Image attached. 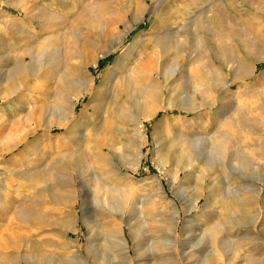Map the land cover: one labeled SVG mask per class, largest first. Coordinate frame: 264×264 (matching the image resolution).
<instances>
[{
    "label": "rangeland",
    "instance_id": "obj_1",
    "mask_svg": "<svg viewBox=\"0 0 264 264\" xmlns=\"http://www.w3.org/2000/svg\"><path fill=\"white\" fill-rule=\"evenodd\" d=\"M161 1L154 12L157 0H0V94L20 58L27 54L29 63L28 53L45 46L35 56L29 89L0 99V228L33 226L32 243L1 254L0 264H264V0ZM136 36L143 39L140 53L132 44ZM73 66L78 73H71ZM150 68L160 72L157 102L147 103L155 116L143 121L147 110L135 115L137 98L124 93L109 111L105 89L123 76L139 85ZM69 111L67 125L58 127L60 114ZM28 112L42 128L22 141L36 126L9 131ZM80 126L81 149L96 156L106 145L114 166L100 158L86 173L69 158ZM222 137L226 168L210 172L203 158ZM13 141L22 142L2 154ZM215 172L226 179L224 188L251 190L254 203L240 214L244 223L228 218L229 203L222 208ZM123 201L121 213L108 210ZM168 203L179 211L175 229ZM109 217L119 235L97 231ZM218 223L225 243H212ZM135 224L144 234L138 242L129 229ZM154 227L164 230L161 242L150 235ZM119 241L129 245L128 256Z\"/></svg>",
    "mask_w": 264,
    "mask_h": 264
},
{
    "label": "bare ground",
    "instance_id": "obj_2",
    "mask_svg": "<svg viewBox=\"0 0 264 264\" xmlns=\"http://www.w3.org/2000/svg\"><path fill=\"white\" fill-rule=\"evenodd\" d=\"M162 3L161 0H157V5L156 7L153 9L154 12L156 11L157 7L160 6ZM146 8V7H145ZM149 8V7H147ZM147 11V10H146ZM153 12V13H154ZM143 19V18H142ZM131 30V27L129 29V31ZM138 37H140L138 35ZM136 38V39H135ZM135 41L132 43L134 44L136 42L135 45V48L136 50L140 53V51H143L142 48H143V39H138L137 36L135 37ZM78 44V43H77ZM164 44V43H163ZM122 45V41L117 45L113 46L114 48H119L120 46ZM44 46V45H42ZM134 47V46H132ZM131 47V49H132ZM76 49V48H75ZM78 49V47H77ZM134 49V48H133ZM79 50V49H78ZM45 51V46L42 47V48H39L37 53L35 51H32V52H29L28 55L30 56V60L31 62L27 63V54L26 56H23L22 58H20V60L18 61L17 65L10 71L8 72V75H7V79L3 82H5L6 86H7V91H6V94L3 95V94H0V99L1 98H4V97H9V95L12 96V94H16L20 91H27L29 88H27L26 86V83L28 82L29 79L32 78V76L35 77L36 75V68H37V60L35 58V56H38L41 55L43 52ZM147 52V50H146ZM144 53V52H142ZM155 63V62H154ZM96 66V64H94V67ZM147 66V64H146ZM202 67V66H200ZM203 68V67H202ZM78 67H75L73 66L72 67V72L71 73H78ZM151 69V68H150ZM176 71H177V66L175 65H172L168 68V72H169V76L173 78V76L176 74ZM189 73V72H188ZM154 75L157 77L155 78ZM190 75V74H189ZM123 76V75H122ZM159 77H160V72L157 70V69H154L152 68L151 69V75L148 79H146L144 82L142 83H138L139 85H133L131 83V81H129L128 79V76H123L122 78L120 77V81L118 84H115V85H112L109 87V85L107 87H103V89L106 90V92L103 94L104 98H105V101L107 100V102L109 103V111L110 110H113L117 101H118V98L122 95L124 96H129L131 97V95L133 96H136V101L134 104H132V111L135 113H140L142 112V110L144 109V112H146L147 110V113L143 116V121H146V120H149L153 117V115L155 116L154 114V108L151 109V107H148L147 103L149 104L151 101L155 103V101L158 99V96L156 95V88L159 87V83H160V80H159ZM175 77V76H174ZM1 78V77H0ZM4 78V77H3ZM73 82V81H72ZM79 82V81H78ZM104 83V82H103ZM135 83V82H134ZM80 84V83H79ZM76 87L78 84H75ZM83 85V84H81ZM111 85V84H110ZM102 86V85H101ZM101 86H99L101 88ZM103 86H105L103 84ZM74 87V86H73ZM98 87V88H99ZM86 88V87H85ZM102 89V88H101ZM97 90V89H96ZM209 92V91H208ZM94 93L98 94L99 91L95 92ZM80 94V92H79ZM127 97V98H129ZM125 97V100L127 99ZM134 98V97H133ZM80 99V97H77L75 98V102H78ZM132 99V98H131ZM130 99V100H131ZM203 99V98H202ZM134 101V99H132ZM192 100V99H191ZM128 101V100H126ZM129 102V101H128ZM157 102V101H156ZM187 103V102H186ZM131 105V103H129ZM153 105V104H151ZM150 106V105H149ZM189 106V105H187ZM154 107V106H153ZM142 108V110L140 111V109ZM192 108V107H191ZM189 109V110H192V109ZM45 110V109H44ZM131 110H129L131 112ZM59 111V110H58ZM63 111V110H62ZM61 111V112H62ZM53 112V111H52ZM51 112V113H52ZM60 112V113H61ZM66 112V111H65ZM156 112V110H155ZM41 113V112H40ZM49 113V112H48ZM58 113V112H57ZM129 113V112H128ZM59 114V113H58ZM83 115V112L81 113ZM133 114V113H132ZM131 114V115H132ZM34 113H30L28 112L23 118L21 116V120L17 121L16 123L14 122L13 125V128L10 129V133H16L18 132V130L21 128L22 130V127H30V125H34L36 126V129L35 130H29L27 131L24 136L22 137V141L27 139L31 134H33L38 128H42L41 125L37 124L39 122L36 123V120H35V117H34ZM60 119L62 118V124H59L58 127L62 128V127H65L67 125V121L73 116V111L72 112H67V113H61L60 114ZM98 115V114H97ZM136 115V114H135ZM138 115V114H137ZM141 115V114H140ZM47 117H49L50 119V116L46 115ZM59 116V115H58ZM133 116V115H132ZM46 117V118H47ZM81 117V116H80ZM104 117V116H103ZM140 118V117H139ZM142 118V117H141ZM19 119V118H18ZM48 119V118H47ZM48 119V120H49ZM47 121V120H46ZM45 121V122H46ZM141 121V119H140ZM7 121L4 120L2 124L6 123ZM50 122V121H48ZM47 122V123H48ZM59 123V122H57ZM46 124V123H45ZM52 124V123H51ZM83 125V124H82ZM247 126V125H246ZM12 127V126H11ZM26 127V128H27ZM45 129L47 130H51L52 129V126L49 125V124H46L45 126ZM25 128V129H26ZM82 128L83 127H78L77 131L78 134L75 135V137L73 138V141L71 143H69L71 145V155L69 156L70 159H75L79 162V164L83 165V172H86V169H90L91 168V163H95L98 159H102L103 158H106V162L109 161L108 163H106V167H108L110 169V166H114L115 163H114V160H113V157H109V155L106 153V149L105 148H108L106 145L101 146L102 148L98 151V153L96 154V156H90L89 153L83 149H81V144L83 143V133H82ZM31 129V127L29 128ZM250 129V127L248 126L247 127V130ZM24 131V130H23ZM20 132V130H19ZM248 132L250 133V131L248 130ZM103 133V132H102ZM16 135V134H15ZM14 136V135H13ZM19 136V135H17ZM21 137V136H20ZM30 139V138H29ZM49 139V138H48ZM17 140V139H16ZM45 140V139H44ZM70 140V139H69ZM72 140V139H71ZM21 141V142H22ZM20 141H13L11 144L7 145L3 151H2V154H5L8 153V152H11L13 151L14 149H16L20 144H21ZM198 145V144H197ZM213 147L211 146V148L213 149L212 152L209 154V156L207 155L206 158H203L205 159V165L208 167V170L211 172V169H213L212 167L213 166H220L221 168L222 167H225L226 168V155L227 152H228V146H227V142H226V139H224L223 137L220 138V139H215L213 140ZM31 147V146H29ZM35 147V146H34ZM200 147V146H199ZM21 148V147H20ZM32 148V147H31ZM36 148V147H35ZM110 148V147H109ZM24 149V148H23ZM26 149H29V148H26ZM25 150V149H24ZM29 150H32V149H29ZM34 150V149H33ZM32 150V151H33ZM202 150V149H201ZM200 149H198V146H194V152L197 153V151H199L200 153L202 152ZM1 153V152H0ZM31 153V152H30ZM32 154V153H31ZM110 154V153H109ZM187 154V153H186ZM189 155V154H188ZM192 155V154H191ZM201 155V154H200ZM68 156V155H67ZM229 156V155H228ZM196 157H199L198 155ZM201 157V156H200ZM193 158V157H192ZM201 159V158H200ZM140 162V159H138V163ZM30 163V162H29ZM29 163H27L29 165ZM103 163V162H102ZM232 163V162H231ZM33 164V163H32ZM205 166V167H206ZM233 167V166H232ZM234 169H236V167H233ZM230 169V168H229ZM91 170V169H90ZM93 170V169H92ZM95 170V169H94ZM89 171V170H88ZM93 172H96V171H93ZM92 172V174H93ZM166 176V175H165ZM222 176V175H221ZM93 182L96 184L98 182V178L96 176V174H93ZM100 181H103L101 180V178L99 179ZM213 180H214V188H216V190L220 191L221 193V206L223 209H226V206L227 203H229L231 206V212L229 213L228 215V218H231L232 220H234L237 224H241V223H244L245 219L243 216H241L240 214L243 215L244 211L246 210L247 207H249V205L253 204L254 200V196L251 195V196H247L249 194L247 193H252L251 190L249 189H243V188H238V190H231V188L228 186L226 188H224V186L226 185V179H222V177L219 176V174L217 172H215L213 174ZM152 183H154L156 185V187L158 188V191L160 193V195H163V189H162V186L160 185V182L157 180V178H154L152 180ZM98 185V184H97ZM104 185V184H103ZM106 187V186H105ZM111 187V186H110ZM113 187V186H112ZM249 188V187H248ZM115 190V189H114ZM120 189H118L117 191H119ZM115 190V192H117ZM122 191V190H121ZM218 191V192H219ZM111 192V191H110ZM120 192V191H119ZM123 192V191H122ZM182 192L184 193V190H182ZM121 193V192H120ZM182 193V194H183ZM119 194V193H117ZM218 196V195H217ZM185 197V196H184ZM220 198V197H219ZM124 199V198H123ZM199 201L200 200H195V201H192L190 203H188V208H189V211H194V209L198 206L199 204ZM51 204H53L54 202L53 201H50ZM186 202V201H185ZM57 203V202H56ZM106 203V202H105ZM107 204V203H106ZM49 205L50 204H47L48 207H45L44 209H49ZM112 204H110V207H108V210L110 212H114L115 214H119L121 213L125 206H124V201L121 202V203H116L115 205L111 206ZM171 213H172V219H171V228L172 229H175L176 227V224H177V219H176V216H178V208L171 204V203H168L167 204ZM51 207V206H50ZM246 212V211H245ZM23 214V213H22ZM232 215H235L234 217ZM115 216V215H114ZM118 216V215H117ZM122 216V214H121ZM258 216V214H255L254 217L252 218V221H254L256 219V217ZM28 217V216H27ZM32 219V218H31ZM44 220H48L47 218H43ZM108 219H111V217H109ZM12 221V220H11ZM33 221V220H32ZM31 221V222H32ZM154 221L156 222V220H153V223ZM46 223V222H45ZM12 224V223H11ZM34 224V222H33ZM14 225V224H13ZM49 224H46V226H48ZM251 225V224H250ZM38 226V224H37ZM45 226V225H44ZM3 227V226H2ZM97 227V226H96ZM236 228L238 226H235ZM14 231L13 232L12 230H10L9 228H4L3 230L0 228V257H1V254H4V256L9 253V252H13V251H16L17 249H19V246L22 245V244H25V243H32L30 241V234L33 232V226L29 224V222H26L25 224H18L16 223L14 227ZM97 231L99 233H102L104 232L107 233V232H110V231H114V233H116L117 235H119V229L117 228V225L115 224V222H113V220H108L106 221L105 223H103L102 225L98 226L97 228ZM130 229V233H131V236H132V239L135 241V242H138L142 239L143 237V232L141 230V225L138 224V226L135 224L131 227H129ZM214 236H213V241L212 243H225L224 240H225V235H224V230L223 228L221 227V225H216V227H214ZM163 231L160 227H154L151 229V237H154V240H158L159 239V242H161V240H163V237H161L159 234H163ZM111 234V233H110ZM172 234H173V231H172ZM102 235V234H100ZM104 236V235H103ZM108 237V235H106ZM205 238V237H204ZM110 239V238H108ZM122 239V238H121ZM165 239V238H164ZM211 239V238H210ZM111 240H114V239H111ZM209 240V239H207ZM107 241V239L105 240ZM143 241V240H142ZM170 243H172V246L174 247L175 246V242L170 239ZM110 242V241H109ZM108 242V243H109ZM158 242V241H157ZM105 243V242H104ZM115 243V242H114ZM119 245H120V248L121 250H123V252L125 253V255L128 256V252H125L127 251L128 249V244L125 242V241H119ZM230 243V242H229ZM107 244V243H106ZM158 244V243H157ZM162 244V243H160ZM138 245V244H137ZM223 245V244H222ZM161 246V245H159ZM165 247V246H164ZM229 247V245L227 246V248ZM21 248V247H20ZM143 248V247H142ZM227 248H223L222 252H225V249ZM29 249V248H27ZM34 249V248H33ZM162 249V248H161ZM165 249V248H163ZM148 250V249H147ZM221 250V249H220ZM149 251V250H148ZM191 251V250H190ZM190 251L188 253H190ZM239 251V250H238ZM18 252V251H17ZM15 253V252H14ZM32 253V252H31ZM127 253V254H126ZM154 254V253H153ZM192 254V253H191ZM190 255V254H189ZM175 257V256H174ZM189 257V256H188ZM186 257V258H188ZM191 257V256H190ZM23 258V257H20V259ZM30 258V257H29ZM32 258V257H31ZM38 258V257H37ZM115 258V257H114ZM240 256L236 255V259H239ZM16 259V258H14ZM191 259V258H189ZM252 259V258H251ZM17 260V259H16ZM24 262H27L28 261V258L24 257L22 259ZM33 261V259H32ZM31 262V261H30ZM48 262V261H47ZM206 264H215L213 263L212 261H207V262H204ZM259 262H253L252 264H257ZM218 264V263H217Z\"/></svg>",
    "mask_w": 264,
    "mask_h": 264
}]
</instances>
